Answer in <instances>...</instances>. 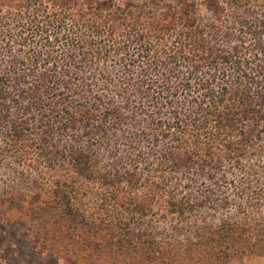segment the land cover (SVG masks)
<instances>
[{
    "label": "trees",
    "instance_id": "16d2710c",
    "mask_svg": "<svg viewBox=\"0 0 264 264\" xmlns=\"http://www.w3.org/2000/svg\"><path fill=\"white\" fill-rule=\"evenodd\" d=\"M0 220L55 264L264 257V0H0Z\"/></svg>",
    "mask_w": 264,
    "mask_h": 264
},
{
    "label": "rangeland",
    "instance_id": "374dc122",
    "mask_svg": "<svg viewBox=\"0 0 264 264\" xmlns=\"http://www.w3.org/2000/svg\"><path fill=\"white\" fill-rule=\"evenodd\" d=\"M0 251L12 254L20 264H55L50 256L36 253L17 225L0 220ZM230 264H264V257L247 255L236 258Z\"/></svg>",
    "mask_w": 264,
    "mask_h": 264
}]
</instances>
